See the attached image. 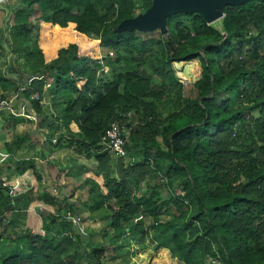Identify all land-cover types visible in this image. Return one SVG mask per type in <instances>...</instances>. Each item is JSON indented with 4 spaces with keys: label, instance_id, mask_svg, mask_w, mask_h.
I'll use <instances>...</instances> for the list:
<instances>
[{
    "label": "trees",
    "instance_id": "trees-1",
    "mask_svg": "<svg viewBox=\"0 0 264 264\" xmlns=\"http://www.w3.org/2000/svg\"><path fill=\"white\" fill-rule=\"evenodd\" d=\"M26 1L13 17L7 43L27 69L18 79L13 78L18 70L0 69V90L19 94L37 114L31 121L35 133L46 136L44 155L75 149L79 157L73 166L85 162L83 170L94 183L89 212L106 208L113 230L132 228L147 239L149 253L162 250L160 263L168 259L166 250L183 264H264V0L227 6L221 30L198 13L169 17L166 24L176 21V26L157 43L159 54L138 31L118 32L123 21L146 13L153 0ZM34 6L40 12L35 19ZM0 41L1 59L3 36ZM105 49L119 52L114 64V57L104 58ZM150 56L158 64L152 75L139 63ZM195 60L202 67L194 84L197 95L185 97L173 65ZM49 81L45 97L56 112L63 107L57 115H46L45 106L31 100ZM26 85L28 90L20 91ZM165 100L173 107L167 116L158 105ZM248 110L259 117H246ZM133 112L142 120L137 129L126 124ZM9 118L15 126L24 121ZM115 121L125 126L126 151L134 158L127 165L119 159L117 178L106 176L113 171V156L102 143ZM32 145L30 131L13 134L6 145L11 157L21 152L22 157L17 186L3 187L8 179L0 171V211L10 200L2 191L25 194L32 172L38 176L35 161H24V148L31 152ZM139 156L143 163L138 164ZM149 176L161 178L165 193L147 183ZM41 197L17 219L20 225L14 224L22 233L12 239L11 222L0 234V240L7 235L14 244L1 264H80L71 254L81 236L69 229L72 221L57 217L59 199L47 192ZM40 204L50 209L49 216L36 214ZM66 212L75 216L74 204ZM137 218L145 222L133 227ZM5 221L2 217L0 228ZM147 257L135 264H146ZM102 258L103 248L92 250L85 264H107Z\"/></svg>",
    "mask_w": 264,
    "mask_h": 264
},
{
    "label": "rangeland",
    "instance_id": "rangeland-1",
    "mask_svg": "<svg viewBox=\"0 0 264 264\" xmlns=\"http://www.w3.org/2000/svg\"><path fill=\"white\" fill-rule=\"evenodd\" d=\"M25 7H27L26 0H0V38L2 36L4 37V47H5V53L2 55L3 58L0 59V69H2L3 72L8 71L9 67H11V69H14L10 71L18 70L19 73L13 75V78L15 79L19 78L20 73L21 75H23L24 69H27V67L24 66V61L20 58V56L15 54V52H13V49L11 48L10 44L7 43V40L10 35V32L13 29V22H14L13 17L15 13L19 9ZM32 10H34V14L32 15V18L35 19L40 15V12L37 6H34ZM221 21L222 20H219L213 23V26L221 30L222 28ZM33 23H35V21ZM175 26H176V21H172L169 26L166 24V29L158 28L154 31H150L146 33H142L138 31V34L140 36L141 41L147 44V47L151 49L152 53L159 54L160 46H158L157 43L161 39L167 40L168 29L169 28L174 29ZM110 52L114 54V60L111 61L114 64L119 57V52L113 49H105L103 52V56L105 57L109 56ZM3 61H5V64H3ZM139 63L141 66V70L151 75L153 74L154 69L158 66L157 59H155L153 56H150L145 60L139 59ZM173 68L176 73V76L184 85V96L195 97L197 95V92L194 88V84L201 79V74H202V67L200 60H195L189 63H175L173 65ZM47 83L51 84L50 81ZM155 83L158 85L162 84L161 80L159 79H156ZM22 88H27V85L23 86ZM60 102L63 103L62 99L60 100ZM158 105H159V111L163 116H167L169 113L173 111V107L168 100H165L161 103L159 102ZM13 106L10 107L8 110L10 111L11 109H13ZM62 108L63 107L59 108V110ZM44 111H46V115L58 114L49 97L46 98V105L44 107ZM244 114L246 117H254V118L259 117L258 112H252L250 110L245 111ZM36 116L37 115H35V117ZM32 117L33 119H35L34 116ZM128 117H129V121L126 124H130L134 129H137L142 122L139 115L133 112ZM59 137H60L59 135H56L57 139H59ZM159 141L162 144L161 139ZM162 147L164 149H167L163 144ZM75 155L78 156L77 153L74 154V156ZM137 159H138V164L143 163L144 158L142 156L137 157ZM133 160H134L133 156L130 155L128 159L123 161V163L127 165V163ZM120 162H121L120 160L116 158H112L113 171L110 174H106L107 177H116V178L119 177L118 165ZM75 164L76 165L73 166V168L77 169L78 173L75 170V172L77 173V180L74 183L66 184V185H70L73 188L70 191H62V189L61 191L58 192L56 191V194H58L59 195L58 197H60L57 204V209H60V211L57 212L56 215L57 217H60L62 219L66 217V220L72 221L71 224L72 226H70L69 229L74 228V230L78 233V235L81 236V242L79 245H77L74 251L76 253L71 254L73 257L76 256L77 263L80 262V264L83 263L85 264L87 253H89L92 250L103 248L102 260L107 264H135V262L141 260L145 254H147L148 256L147 257L148 260H146V264H183L178 259H173L171 257V253L166 250H165L166 255H164L163 257L168 256V259L161 261L160 263V259L162 258V256H160V251L162 250H158L156 254L149 253L148 251L151 248L148 246L149 242L147 241V239H144L143 237L137 235L132 228H125L119 231L113 230L110 227L109 217L111 214L106 208L97 211L95 213H90L89 212V206L91 203L90 189L92 188L91 185H94V183H91L90 181L88 170L85 171L83 170L84 169L83 163L79 162L78 164L77 163ZM72 165H74L73 162ZM147 183H149L151 187L154 186L155 184L160 185L161 188L163 189V192L165 193V189L163 188L164 185L161 183V178L149 176L147 179ZM70 204L72 205L74 204L75 207V212H74L75 216L73 217L66 212V209L67 207H69ZM144 222H145L144 219L137 218L133 222L134 224L133 227L135 225H140ZM60 231L61 230H59L58 232ZM132 248L134 249L132 250ZM156 248H157L156 245L155 247H152V249H156ZM125 252L129 254L128 256L130 257L129 260L124 255ZM3 255L2 256L0 255V264ZM81 260H83V262H81ZM213 263L218 264L217 262H213Z\"/></svg>",
    "mask_w": 264,
    "mask_h": 264
},
{
    "label": "crops",
    "instance_id": "crops-1",
    "mask_svg": "<svg viewBox=\"0 0 264 264\" xmlns=\"http://www.w3.org/2000/svg\"><path fill=\"white\" fill-rule=\"evenodd\" d=\"M23 104H26L25 109L23 108ZM14 106L15 107H13V109H11L10 111L8 110L9 112H0H5L4 116L0 114V171L2 172L3 176H7L8 179V181L4 182L3 187L10 186V184H13L14 186L18 185L19 181L17 180L19 179V176L17 175V165L19 162H21L22 157V152L18 157H11L7 152L6 145L12 141L13 134H22L26 131H30L32 137L34 138L35 145H32V147H34L35 150L30 152L29 148L25 147L24 161H28V159L35 161L38 174L37 177H41L42 182H37V177L35 176L34 172H32L30 190L27 193L19 196L16 194L14 195V193L12 194L10 192L8 194L7 192H5V190L2 191V196L9 197L10 200L8 202V205L3 206L0 211V220L2 219V217L6 218V221L1 227L2 229L0 228V234H3L4 229L12 222L13 228H9L8 230V232L12 236V239H15L18 234L22 233L20 230H17L15 228L16 225H20V222L17 219L27 213V207L29 204H31L35 200L38 201V199L42 198V193L47 192L53 195L56 199H60V197H58L59 195L56 194V191H61V189L62 191H70L73 188L70 185L66 184L74 183L77 180L78 172L77 169L73 168L72 162L74 163V160L78 159L79 157V155L74 156V154H76L75 149H73L72 151H65L61 153L55 152L51 155H48V153H46V155H44L42 151L44 152L43 148H45L44 145L46 136L45 134L39 132L35 133V124L31 121V117L37 114L34 113L32 108H30V105L26 100H24V98L21 99V102L17 100ZM21 111L26 114H23ZM9 114H12L14 117H16L15 119L22 118V120L24 121L16 124L15 126V120H13L12 118L8 119ZM34 153L36 154L33 155ZM82 163L85 164V162ZM75 170L77 173L75 172ZM11 190L12 192H15L14 189ZM34 211L36 212V214H39L40 216L42 215L44 217H47L51 214L50 209L43 204L36 206ZM28 212H30V209L28 210ZM4 237L7 239V235ZM5 238L0 240L1 256L3 254L6 255L9 250H11L8 248V246L14 248V244L10 246Z\"/></svg>",
    "mask_w": 264,
    "mask_h": 264
},
{
    "label": "water",
    "instance_id": "water-1",
    "mask_svg": "<svg viewBox=\"0 0 264 264\" xmlns=\"http://www.w3.org/2000/svg\"><path fill=\"white\" fill-rule=\"evenodd\" d=\"M250 0H153L152 7L134 19L123 21L118 32L136 30L142 33L165 28L167 19L179 13H198L212 25L224 18L227 6H241ZM170 45V44H169Z\"/></svg>",
    "mask_w": 264,
    "mask_h": 264
},
{
    "label": "built area",
    "instance_id": "built-area-1",
    "mask_svg": "<svg viewBox=\"0 0 264 264\" xmlns=\"http://www.w3.org/2000/svg\"><path fill=\"white\" fill-rule=\"evenodd\" d=\"M109 56L114 57V54L111 52ZM101 60H103V56ZM103 70L105 73L109 72V68L107 66H104ZM50 85H51L50 83L46 82V86L43 90V93H40L38 90L33 91L31 94V100H35L36 102H39L40 105L45 106L46 105L45 93L47 89L50 87ZM27 90L28 88H20V91H27ZM17 100H19V94L8 95L0 90V112L8 110L10 107H12L15 104ZM31 118L33 119V117ZM33 120H38V116H36L35 119ZM125 131H126L125 126L122 125L119 121H115L111 125H109V127L105 130L102 137V143L105 149L110 151L113 158H116L118 160L128 159L129 157L128 152L126 151L127 138L125 137ZM55 142L56 140H54V143Z\"/></svg>",
    "mask_w": 264,
    "mask_h": 264
}]
</instances>
